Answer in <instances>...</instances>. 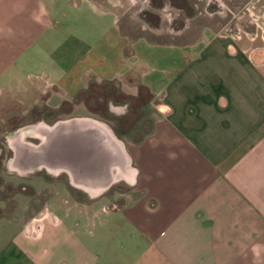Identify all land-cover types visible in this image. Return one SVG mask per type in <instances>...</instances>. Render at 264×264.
I'll return each mask as SVG.
<instances>
[{
    "label": "crops",
    "instance_id": "obj_1",
    "mask_svg": "<svg viewBox=\"0 0 264 264\" xmlns=\"http://www.w3.org/2000/svg\"><path fill=\"white\" fill-rule=\"evenodd\" d=\"M123 2L0 0V121L21 124L2 167L44 211L35 228L0 216V264H264V31L157 42ZM125 76L159 101L136 139L90 115L5 116Z\"/></svg>",
    "mask_w": 264,
    "mask_h": 264
},
{
    "label": "rangeland",
    "instance_id": "obj_2",
    "mask_svg": "<svg viewBox=\"0 0 264 264\" xmlns=\"http://www.w3.org/2000/svg\"><path fill=\"white\" fill-rule=\"evenodd\" d=\"M131 2L124 0L123 6L120 7L125 18H128L126 20L132 21L134 26L138 24L148 39L157 42L192 41L198 37L203 27H211L219 33L231 34L239 39L261 34L258 27L261 19L256 15H260L262 0H136L133 4ZM176 32L181 34L175 35ZM133 81L125 76L108 82H89L77 98L65 101L58 98L61 102L56 107L53 101L50 102L52 98L46 103L40 100L39 95L35 102L22 101V107H18V103L14 105V101L10 100L11 105L17 106V109L6 110L5 116L12 114L13 116L9 118L13 121L43 117L51 122L55 117L90 115L107 121L106 123L127 142L140 135L138 128L141 132L147 131L150 127L151 109L146 107L145 103L151 101L154 105L159 104L158 99L152 98L144 86L137 85L136 79L134 85H137V90L134 93L129 87L133 85ZM126 107L128 112L122 117L123 114L119 112ZM19 125L21 124L0 121V183L4 182V186L0 184V216L13 217V221L20 224L28 222L35 228L38 223H35V220L44 211L37 207L35 197L30 198V195H27L32 194L31 188L16 185L26 179L7 177L2 167L8 153L3 145V133ZM129 190L128 186H113L109 188L107 194L113 195L116 192L121 196L120 202L128 201ZM116 203H110L108 207H116L118 205ZM0 227L5 228V225L0 222ZM30 232L35 235L36 230H29Z\"/></svg>",
    "mask_w": 264,
    "mask_h": 264
},
{
    "label": "built area",
    "instance_id": "obj_3",
    "mask_svg": "<svg viewBox=\"0 0 264 264\" xmlns=\"http://www.w3.org/2000/svg\"><path fill=\"white\" fill-rule=\"evenodd\" d=\"M260 14V13H259ZM256 17L258 18V19H261V21H260V24H258V27L260 28V31H264V20H263V18H262V15L260 14V15H256Z\"/></svg>",
    "mask_w": 264,
    "mask_h": 264
},
{
    "label": "trees",
    "instance_id": "obj_4",
    "mask_svg": "<svg viewBox=\"0 0 264 264\" xmlns=\"http://www.w3.org/2000/svg\"><path fill=\"white\" fill-rule=\"evenodd\" d=\"M116 132V131H115Z\"/></svg>",
    "mask_w": 264,
    "mask_h": 264
}]
</instances>
